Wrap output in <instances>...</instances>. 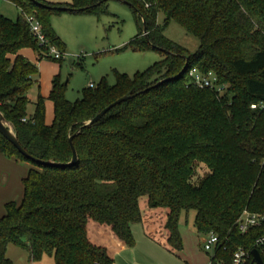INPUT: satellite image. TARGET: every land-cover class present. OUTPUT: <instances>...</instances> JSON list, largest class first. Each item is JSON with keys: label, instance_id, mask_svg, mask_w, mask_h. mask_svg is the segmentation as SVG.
I'll return each instance as SVG.
<instances>
[{"label": "trees", "instance_id": "obj_1", "mask_svg": "<svg viewBox=\"0 0 264 264\" xmlns=\"http://www.w3.org/2000/svg\"><path fill=\"white\" fill-rule=\"evenodd\" d=\"M11 1L34 15L47 42L61 51L51 13L103 12L107 0L60 7ZM121 1L142 23L130 41L134 48L162 57L131 76L115 72L113 84L104 77L90 82L73 101L64 96L66 82L54 76L50 123L40 94L26 112L38 67L19 53L30 48L40 59L44 46L24 16L11 20L0 13V111L28 155L52 162L23 155L0 133L1 153L31 163L21 199L5 202L0 215V264H12L9 243L25 248L30 260L48 255L53 264H112L105 237L132 244L133 222L176 252L183 247L179 217L189 210L197 233L218 239L212 258L230 264L240 247L247 253L243 264H253L255 248L264 263V249L254 243L264 234V0ZM158 12L164 24L174 20L194 34L197 49L189 52L167 38ZM191 67L213 71L225 91L191 83ZM122 95L130 97L85 124ZM69 136L77 155L72 164ZM243 210L263 219L240 232Z\"/></svg>", "mask_w": 264, "mask_h": 264}, {"label": "rangeland", "instance_id": "obj_2", "mask_svg": "<svg viewBox=\"0 0 264 264\" xmlns=\"http://www.w3.org/2000/svg\"><path fill=\"white\" fill-rule=\"evenodd\" d=\"M71 0H41L39 3L47 7H60ZM103 12H77L60 10L50 15V25L64 44L61 58L55 59L47 50L42 49L43 58L36 59L38 76L30 87L28 95L31 101L27 104L26 112L34 110V101L38 94L44 96V119L49 122L52 118L50 100L45 97L49 93L51 80L58 76L66 82L64 96L73 101L79 98L82 89L91 82L96 84L101 77L108 84L115 82V72L133 75L157 61L162 53L154 49L138 50L131 43L132 37L142 27L139 19L136 20L131 8L121 0H107ZM0 13L14 20L17 16H25L19 6L11 0H0ZM164 14L158 12L157 23L163 27V34L193 52L197 49L198 38L184 30L176 21H163ZM29 52L32 59L33 53ZM36 57V56H35ZM50 57V58H47ZM31 163L26 159L6 156L0 152V212L4 211V203L10 200L19 201L22 197V177L27 173ZM199 172V171H198ZM2 214V213H1ZM194 210L187 214L181 213L178 221V230L182 244L188 248L196 243L203 252L204 235L197 233L193 226ZM136 232V227H133ZM188 244L190 246H188ZM153 246L154 257L145 256V262L150 264H182V254H167L158 244ZM6 256L12 264H53L52 257L43 255L39 260H30L28 251L9 243L6 247ZM180 259V260H179Z\"/></svg>", "mask_w": 264, "mask_h": 264}, {"label": "built area", "instance_id": "obj_3", "mask_svg": "<svg viewBox=\"0 0 264 264\" xmlns=\"http://www.w3.org/2000/svg\"><path fill=\"white\" fill-rule=\"evenodd\" d=\"M24 18L28 23L30 33L35 37V39L39 44L44 46L48 54L55 59L61 58V51H59L55 45L47 42V40L45 39L42 33L40 23L34 17V15L27 14L24 16ZM187 75L189 77V81L200 88L211 89L217 93H223L226 89V85L220 83L218 81L217 75L211 70L202 72L198 70L196 67H191L188 69ZM262 106H263L262 103L250 104L251 108L262 107ZM22 120H25V118H22ZM262 219H263V215H260L258 213H251L246 210H243L237 219V228L240 232H244L249 226L259 224ZM217 242L218 239L215 234L208 233L204 235L203 249L210 252L211 264H223L222 260L212 258V256L214 257V249ZM254 243L255 245L262 247L264 249V234L257 237ZM246 257H247V253L242 248L240 247L236 248L232 252L230 264H243Z\"/></svg>", "mask_w": 264, "mask_h": 264}, {"label": "crops", "instance_id": "obj_4", "mask_svg": "<svg viewBox=\"0 0 264 264\" xmlns=\"http://www.w3.org/2000/svg\"><path fill=\"white\" fill-rule=\"evenodd\" d=\"M28 51H31V53H33L34 55L33 50H31L30 48H21L19 50V53H21L23 56H25L30 61L36 63L35 55L31 59L28 55L29 54ZM37 76H38V73L36 77ZM36 82L38 83L37 79H36ZM27 97L31 101L28 95V92H27ZM51 106H52V117H53L52 102H51ZM51 120L49 122H46V121L45 122L50 123ZM1 213H3V211L0 212V215ZM134 226L136 227V232L133 228ZM130 228H131V233L133 236V242L130 245H125L122 241L110 235L105 237V243L107 245V252L113 260L112 264H150L149 262H145L146 261L144 260L146 259L145 256L148 257L149 255H151V257L153 258L154 254L152 252H155V249L153 246H157L154 244H158V243H156L155 241H153L152 239H150L149 237L145 235L143 231V227L140 222H133L130 225ZM195 240H196V243L193 246L186 248L187 246L185 247L183 245L182 249L176 252H171L165 249L163 246L159 244L158 245L161 246L165 250L164 252H166L167 254H170V253L178 254V252H181L182 260L180 259L179 260L182 261V264H211L210 252L206 250L203 252L201 249H199L197 247V245H199L197 244L198 243L197 237ZM188 246L190 245L188 244ZM151 264H153V262Z\"/></svg>", "mask_w": 264, "mask_h": 264}, {"label": "water", "instance_id": "obj_5", "mask_svg": "<svg viewBox=\"0 0 264 264\" xmlns=\"http://www.w3.org/2000/svg\"><path fill=\"white\" fill-rule=\"evenodd\" d=\"M187 60V56L185 57ZM130 95H122L120 97H118L117 99H115L114 101H112L111 103H109L108 105H106L105 107H103L98 113H96L93 117H91L90 119H88L85 124L94 122L96 120H98L109 108H111L112 106H114L115 104L126 100L127 98H129ZM0 133L10 142L12 143L16 149L22 153L23 155L37 161V162H41V163H52L51 161H44V160H39L36 159L30 155H28L25 150L20 146V144L18 143L16 136H15V132L13 130V126L11 124L10 121L6 120L3 113L0 111ZM68 141L69 144L71 146V151H72V155H71V159L69 161V164L75 163L77 161V155L75 152L74 147L72 146V142H71V136L68 137ZM251 263H255V264H264L263 260L258 252L257 249H252L251 250Z\"/></svg>", "mask_w": 264, "mask_h": 264}]
</instances>
